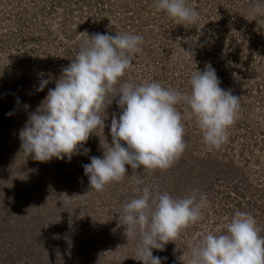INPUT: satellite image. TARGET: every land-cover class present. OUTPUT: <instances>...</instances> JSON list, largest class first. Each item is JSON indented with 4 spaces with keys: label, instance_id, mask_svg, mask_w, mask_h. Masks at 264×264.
Wrapping results in <instances>:
<instances>
[{
    "label": "rangeland",
    "instance_id": "374dc122",
    "mask_svg": "<svg viewBox=\"0 0 264 264\" xmlns=\"http://www.w3.org/2000/svg\"><path fill=\"white\" fill-rule=\"evenodd\" d=\"M155 3L0 0V264H143L119 213L144 186L173 198L199 189L209 202L202 221L163 251L152 250L166 257L162 264H189L192 245L208 232H225L236 210L252 214L264 236V15L252 12L264 0H187L199 19L185 25ZM85 32L143 37L121 84L156 81L188 92L191 75L210 64L220 87L240 97L228 141L209 149L195 121L184 120L187 147L171 168L149 173L126 165L121 182L91 190L82 166L102 158L103 135L111 141L112 115L121 113L116 97L105 109L103 133L83 145L87 155L47 162L26 157L19 130L75 58ZM41 78L50 82L37 92Z\"/></svg>",
    "mask_w": 264,
    "mask_h": 264
},
{
    "label": "clouds",
    "instance_id": "9594fccd",
    "mask_svg": "<svg viewBox=\"0 0 264 264\" xmlns=\"http://www.w3.org/2000/svg\"><path fill=\"white\" fill-rule=\"evenodd\" d=\"M155 7L179 25L195 24L199 19V12L187 0H156ZM252 12L264 15V6L256 4ZM81 34L86 39L75 58L19 130L26 157L47 162L87 155L90 149L83 145L97 130L103 133L105 109L116 97L121 113L118 118L112 115L111 141L103 135L102 158L90 157V163L82 166L91 190L104 191L106 185L121 182L126 165L149 173L171 168L187 147L184 120L195 121L209 149H219L228 141V129L239 116L240 97L220 87L210 64L191 75L188 92L156 81L121 84V77L132 67L133 55L142 52L143 37L127 32ZM49 82L41 78L36 91H43ZM28 107L24 105L25 110ZM136 191L139 195L119 213L120 224L127 240L135 242L136 260L162 264L166 257L153 256L152 250L163 251L184 229L202 221V210L209 202L199 189L183 198L149 186ZM225 227V232H208L192 245L189 264H264V236L252 214L236 210Z\"/></svg>",
    "mask_w": 264,
    "mask_h": 264
}]
</instances>
